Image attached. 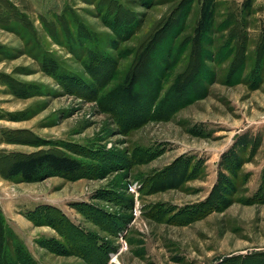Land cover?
<instances>
[{
  "label": "rangeland",
  "instance_id": "1",
  "mask_svg": "<svg viewBox=\"0 0 264 264\" xmlns=\"http://www.w3.org/2000/svg\"><path fill=\"white\" fill-rule=\"evenodd\" d=\"M245 1L201 35L200 0H0V264L25 262L2 228L35 264H264V7ZM47 153L82 168L9 177Z\"/></svg>",
  "mask_w": 264,
  "mask_h": 264
},
{
  "label": "trees",
  "instance_id": "2",
  "mask_svg": "<svg viewBox=\"0 0 264 264\" xmlns=\"http://www.w3.org/2000/svg\"><path fill=\"white\" fill-rule=\"evenodd\" d=\"M252 2V0H246L244 2V5H247V8L251 9L253 5ZM144 4L146 6H149L148 3ZM200 5L199 18L196 23V32L198 34L205 35L212 32L213 30L218 5L217 0H200ZM44 168H48L56 173L73 174L82 168V164L78 160L72 159L67 156H58L55 154L47 153L14 162L9 168V177H20L26 182H32ZM263 189L264 182L260 185L258 193L253 197L254 199L252 198L251 200H264V191H262ZM208 205L211 206L209 202H205L204 205L199 207L205 208ZM193 213L194 211H191V214ZM2 223V212L0 209V226H2ZM1 231L3 237V246L6 245L7 241H9L10 243L13 242L12 244L15 245L14 247L18 250V252H21L23 260L25 261L23 264H35V261L30 257V255L24 251L25 248H23L20 243H16V241H19L16 236L11 233V231H7L3 228L1 229Z\"/></svg>",
  "mask_w": 264,
  "mask_h": 264
},
{
  "label": "crops",
  "instance_id": "3",
  "mask_svg": "<svg viewBox=\"0 0 264 264\" xmlns=\"http://www.w3.org/2000/svg\"><path fill=\"white\" fill-rule=\"evenodd\" d=\"M257 3L262 4V6L264 7V0H255Z\"/></svg>",
  "mask_w": 264,
  "mask_h": 264
}]
</instances>
